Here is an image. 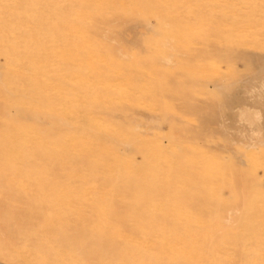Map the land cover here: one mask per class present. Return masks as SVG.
Returning a JSON list of instances; mask_svg holds the SVG:
<instances>
[{"label":"rangeland","instance_id":"obj_1","mask_svg":"<svg viewBox=\"0 0 264 264\" xmlns=\"http://www.w3.org/2000/svg\"><path fill=\"white\" fill-rule=\"evenodd\" d=\"M0 264H264V0H0Z\"/></svg>","mask_w":264,"mask_h":264}]
</instances>
